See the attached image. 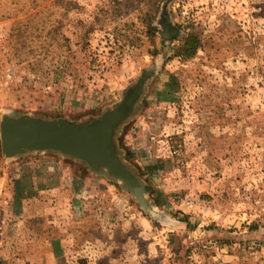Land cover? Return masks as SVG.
<instances>
[{
  "label": "rangeland",
  "instance_id": "374dc122",
  "mask_svg": "<svg viewBox=\"0 0 264 264\" xmlns=\"http://www.w3.org/2000/svg\"><path fill=\"white\" fill-rule=\"evenodd\" d=\"M137 82L114 142L157 216L89 170L94 195L10 197L38 168L0 147V264H264V0H0V119H95Z\"/></svg>",
  "mask_w": 264,
  "mask_h": 264
},
{
  "label": "water",
  "instance_id": "95a60500",
  "mask_svg": "<svg viewBox=\"0 0 264 264\" xmlns=\"http://www.w3.org/2000/svg\"><path fill=\"white\" fill-rule=\"evenodd\" d=\"M142 85V82H137L122 102L91 120L77 122L63 118L49 120L27 115H2L1 152L6 158L45 151L72 157L91 172L104 173L118 182L143 209L157 216L145 196L144 187L137 175L121 160L114 142V132L133 111Z\"/></svg>",
  "mask_w": 264,
  "mask_h": 264
},
{
  "label": "crops",
  "instance_id": "0c3cea01",
  "mask_svg": "<svg viewBox=\"0 0 264 264\" xmlns=\"http://www.w3.org/2000/svg\"><path fill=\"white\" fill-rule=\"evenodd\" d=\"M31 154H26L29 155L26 160V163L28 164L29 167H37V175L39 177H35L34 175L25 176L24 178L21 176H16L15 177V185H11V191L8 190L6 193L10 197L15 194L14 197L19 196V192L23 193L26 192L27 189L29 188H34V189H39L40 191H51L53 188H58L59 189L63 186L60 185L62 182H66L67 185L70 187L72 192H76L75 194H80L81 197L83 194H87L86 197L90 196L91 193L93 192L94 195V190L96 185H100V183H105V181L101 178L97 179L94 175H91L90 173L87 172L88 168L86 167L85 170H77L74 171L71 165L65 164L63 162H59L60 166L57 167L56 163L54 162L55 158L53 156H47L45 154H40L37 152H30ZM39 155V156H34V155ZM41 155V156H40ZM33 158V159H32ZM38 158L37 160H35ZM26 158L23 159L25 161ZM35 162V164H33ZM50 164L45 165L44 164ZM20 163V162H19ZM89 172H91L89 170ZM93 173V172H92ZM42 176V177H41ZM55 179H59V183H54L56 181ZM53 183V184H52ZM118 183L113 180V184ZM107 186H111V183L107 182ZM87 187H91V189L87 190ZM14 189L18 192L17 194L15 193ZM111 189V187H109ZM57 191V192H58ZM15 199V200H14ZM11 206V212L14 211L17 213L19 211V205H18V198H14ZM14 203V204H13Z\"/></svg>",
  "mask_w": 264,
  "mask_h": 264
},
{
  "label": "trees",
  "instance_id": "16d2710c",
  "mask_svg": "<svg viewBox=\"0 0 264 264\" xmlns=\"http://www.w3.org/2000/svg\"><path fill=\"white\" fill-rule=\"evenodd\" d=\"M200 46V39L195 34H188L182 41L180 46V51L186 57H191L196 49ZM153 189L149 185L146 186V192L153 194ZM155 203L158 204V201L155 199ZM187 221V220H185Z\"/></svg>",
  "mask_w": 264,
  "mask_h": 264
}]
</instances>
